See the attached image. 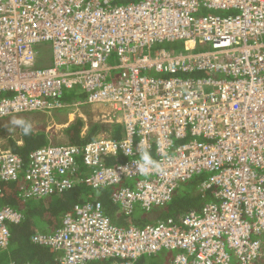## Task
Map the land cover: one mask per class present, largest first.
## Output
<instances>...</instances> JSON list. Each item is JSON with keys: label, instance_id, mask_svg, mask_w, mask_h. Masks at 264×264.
Listing matches in <instances>:
<instances>
[{"label": "built area", "instance_id": "2783aa9c", "mask_svg": "<svg viewBox=\"0 0 264 264\" xmlns=\"http://www.w3.org/2000/svg\"><path fill=\"white\" fill-rule=\"evenodd\" d=\"M44 44L50 62L36 66ZM74 88L83 99L60 98ZM0 93V120L64 109L66 125L86 124L80 110L91 106L121 125L119 138L48 139L26 167L0 147V181L22 173L26 196L114 186L130 213L206 175L213 200L177 220L121 227L99 202L75 203L58 228L32 236L60 264H137L162 250L168 264H264V0H0ZM21 219L0 204V247Z\"/></svg>", "mask_w": 264, "mask_h": 264}, {"label": "trees", "instance_id": "16d2710c", "mask_svg": "<svg viewBox=\"0 0 264 264\" xmlns=\"http://www.w3.org/2000/svg\"><path fill=\"white\" fill-rule=\"evenodd\" d=\"M137 0H113L116 4H125ZM160 44L158 46H162ZM166 48L179 49V43H165ZM0 95H3V93ZM84 93L78 91L76 94H63L62 100L72 101L84 98ZM66 114V110L57 111ZM42 116H39V119ZM0 120V134L4 133V147L17 153L23 159V165L26 167L29 155L36 148L45 145L48 142L46 131L35 128L31 124L35 119L32 116H17ZM107 125L104 127L102 123L96 120H89L84 123L81 118H75L66 125L62 132L64 140L61 142L81 144L87 140L93 139L98 133L104 132L119 138L121 135V125L115 120L114 116L104 121L99 120ZM8 122V125L3 124ZM87 125V129L81 134L83 127ZM12 126V127H9ZM10 131L6 133L7 130ZM27 129V131H25ZM20 141L21 143H18ZM57 143V142H56ZM206 175L204 173L194 176L183 184L179 185L172 193L168 202L162 205H156L149 210H143L136 206L132 212L124 213L119 206L113 202L111 194L115 187H105L98 189L97 194L90 192L88 186L83 182H77L72 188L61 193L52 192L47 196L37 198L34 196H26L23 194L24 189L20 188L23 175L18 181L1 182L0 181V204L11 206L18 209L22 213V219L19 223L9 224L10 236L6 247H0V264L13 261L17 264H60L58 261L59 252L49 247L41 246L32 241V236L38 233H49L61 225L64 214L72 210L75 203L82 201L99 202L104 212L109 216L110 221L121 227L129 225L144 226L145 224H153L158 221L168 219L177 220L181 214L190 209H199L204 202L213 200L211 190H201L200 184ZM196 187V192L191 189ZM264 239V236H263ZM264 243V241H263ZM158 252L152 255L143 256L137 264H168L171 253L161 254ZM162 255V260L157 262L155 257ZM146 257L151 260L147 261ZM105 261H92L87 264H103ZM260 264V263H259ZM262 264V263H261Z\"/></svg>", "mask_w": 264, "mask_h": 264}, {"label": "rangeland", "instance_id": "374dc122", "mask_svg": "<svg viewBox=\"0 0 264 264\" xmlns=\"http://www.w3.org/2000/svg\"><path fill=\"white\" fill-rule=\"evenodd\" d=\"M48 45L47 44H44V45H39L37 48H36V55H37V59H36V66H41V65H46L50 62V50H45V51H41V48L43 47H47ZM162 46H165V44H163ZM153 48H156V45H154ZM116 61V60H114ZM79 90L77 88H74V89H71V90H67L65 91V94H76ZM58 110L56 111H52L50 113H42L43 116L40 117L39 119H37L39 116H36V117H33L35 119L32 120V125L35 126L36 128H39V129H42L44 127V130L46 131V135L50 138H52V141L53 142H61L64 140V134L62 132V129H63V126H62V122H65L67 121V114H64L63 112L61 113H58L57 112ZM60 111H64V109H60ZM86 117L87 119V122H89V120H96L98 122H100V118H98L96 116L97 112L92 110V107L91 106H85V107H82L81 110H80ZM13 116H11V119ZM15 117H17L15 115ZM10 118V117H8ZM6 118V119H8ZM101 119H103V117H101ZM102 123V122H100ZM3 124L5 125H8L9 123L8 122H4ZM102 125H104V127L107 125L106 123H102ZM9 127H12V126H9ZM10 131V128L9 130L6 131V133H8ZM5 132L0 134V147L1 148H4V144H6L5 142V136H4ZM189 182V181H188ZM186 182V183H188ZM186 183H181V185L183 184H186ZM90 192L94 193V194H97L98 192V189H95V188H90V187H87ZM192 190H194L195 192L197 191L196 190V187L192 188ZM139 206V205H137ZM162 252L161 254H167L168 251L167 250H162L160 251ZM147 258V261L148 260H151L150 257H146ZM155 260H157V262H160L162 260V255L159 254V257H155L154 258ZM234 264H236V261L234 260Z\"/></svg>", "mask_w": 264, "mask_h": 264}, {"label": "crops", "instance_id": "0c3cea01", "mask_svg": "<svg viewBox=\"0 0 264 264\" xmlns=\"http://www.w3.org/2000/svg\"><path fill=\"white\" fill-rule=\"evenodd\" d=\"M32 116V117H36V116H43V114H42V112H40V113H27V114H24V115H18V116ZM8 118V117H7ZM5 120H7V119H5ZM2 121H3V119H2ZM32 123V122H31ZM62 126H63V128L66 126V121L65 122H62ZM33 127H35V126H33ZM36 128V127H35ZM47 136V135H46ZM48 137V136H47ZM48 139H51V141H52V138H50V137H48ZM20 142V141H19ZM21 143V142H20Z\"/></svg>", "mask_w": 264, "mask_h": 264}, {"label": "clouds", "instance_id": "9594fccd", "mask_svg": "<svg viewBox=\"0 0 264 264\" xmlns=\"http://www.w3.org/2000/svg\"><path fill=\"white\" fill-rule=\"evenodd\" d=\"M25 131H27V129H25Z\"/></svg>", "mask_w": 264, "mask_h": 264}]
</instances>
